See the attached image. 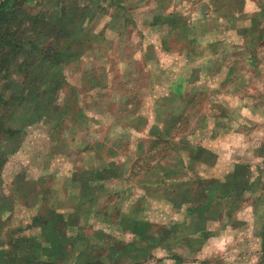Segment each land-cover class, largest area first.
<instances>
[{
	"label": "rangeland",
	"instance_id": "obj_1",
	"mask_svg": "<svg viewBox=\"0 0 264 264\" xmlns=\"http://www.w3.org/2000/svg\"><path fill=\"white\" fill-rule=\"evenodd\" d=\"M172 3L164 15L154 0L8 1L20 46L0 48V264H31V251H76V264H210L203 224L215 202L200 189L212 184L235 189L214 212L242 234L234 252L264 251V145L208 172L213 138L249 133L234 126L246 113L223 105L249 69L258 84L264 75V0L250 16H213L227 0ZM221 141L222 153L245 147Z\"/></svg>",
	"mask_w": 264,
	"mask_h": 264
},
{
	"label": "crops",
	"instance_id": "obj_2",
	"mask_svg": "<svg viewBox=\"0 0 264 264\" xmlns=\"http://www.w3.org/2000/svg\"><path fill=\"white\" fill-rule=\"evenodd\" d=\"M154 1L162 5L160 9H163L161 13H163L164 15L165 14L167 15L175 14L169 11L170 4L171 5L174 4L172 3V0H165L167 4L160 2L161 0L160 1L154 0ZM225 1L226 0H220V3L225 2ZM258 1L259 0H227V3L225 4V6L228 7L227 13H225L222 8H219V9H215L211 11V14L213 16L224 15V14H228L231 16L232 15L240 16L242 8H244L245 15L247 16L248 15L250 16L257 12L261 13V11L259 12V9H258V7H261ZM262 26H263V29L261 31L263 32L264 22ZM262 43H264V40H262ZM242 58L243 59L233 57L231 58L232 62L229 63L228 61V63L229 65H237L241 63L246 64V62L247 64L255 63L254 61L255 58L253 56L252 57L249 56L247 60L245 57H242ZM212 62L214 63V61ZM216 62L214 63L215 65H216ZM220 62H222L221 58H219V61L216 66H218ZM235 67L237 68V66H232V68L229 67L227 71L229 72ZM221 72H215L214 74L210 73L208 74V77L217 78L220 80V78H223L222 75L225 74ZM245 76L250 77L248 79L247 86H245V89H242L241 91H237V90L232 89L233 85L229 86L230 88L227 92V96L229 98L231 97L235 98L234 99L235 102L233 103L234 105H232L231 103V104H227L226 106L224 104L223 106L225 108L228 107L229 108L228 111L232 113L240 111V109L243 110L244 114L246 113V115L242 119L235 122L236 124L234 126L239 127V123H243V129H247L249 133L245 132L244 134H241L239 137H235V140L232 139V137L234 136H229L230 133H228V137L226 139H223L224 137H221L220 139V134H218L215 138H213L214 140H212L211 142V150L213 151L214 156L216 157V162L213 164L214 166L211 168V171H208L211 176L218 177L220 175H223V173H225L223 168H220L219 166H217L220 159L224 161L226 158H233V160L237 162L241 160L249 162L245 159L250 160L253 157L255 158V154L253 152H255L256 150L252 148V145L257 144L260 147L264 145V75L261 76V81L259 84L257 83V81H255V77L251 73L250 69L247 72H245ZM216 102L218 103V105L220 104L218 100H214V104L217 109L218 105H216ZM229 125H230V122H229ZM256 128L260 129V135L257 134ZM253 129H254V133H252ZM220 140H222L221 142L223 143L227 142L230 144H244L245 147L243 148L242 151H245V152L241 151V153L238 154L237 150L234 149L233 151L232 150L227 151V154L222 153L221 151H219ZM260 147L258 149H260ZM179 188L182 189L185 187L184 185H180ZM200 190H202V192L203 190H205L211 193V195L214 198L213 201L215 202L212 205L214 218H211V216L205 215L207 218H209V220H207V222L205 220L206 223L204 222L205 224H203V225H206V230H207V233H205L206 239L208 240L210 239L213 243V246L207 249L208 251H214L213 253L214 257L212 258L213 260L210 264H253L251 261L252 260L251 255L255 257L256 255H258L259 261H262V257H264L262 256L264 254V251H252V253H250L251 251L250 252L247 251L246 254H244L243 251L234 252L236 248H234V243L232 242L235 241L238 237L239 239L242 238L243 237L242 234H238V232L234 229L235 228L234 225L231 226V224L229 223L230 221L227 218L226 212L224 211L222 207L219 206L218 207L219 212L217 213L216 211V213H214L216 210V203L219 204L221 200H223V197H225L226 200L232 199L233 197L230 195H231V192H233L235 189L231 187H226L222 184H212V185H208L206 189L202 188ZM201 196H203V193L201 194ZM183 204H184V207H189L187 203H183ZM194 206L198 207V205H194ZM185 215L188 216V213H185ZM186 216H184L180 222H183V220L187 222ZM255 224H261V221L259 220L258 222V219H257ZM259 236H261V232L258 234V238ZM203 238H204V235H203ZM235 244L237 245L238 243L235 241ZM217 248L222 249L220 250L222 252L219 256L215 255V251H217ZM196 251H205V249L203 248V246H201L200 248H197ZM10 254L11 253H8L7 251L5 253V257L9 258ZM31 254L34 256V259L32 260L31 264H61L59 263L61 259L69 260L70 257L72 261L71 263L67 262V264H76L75 263L76 262V251H31ZM262 263H264V261L261 263L257 262V264H262Z\"/></svg>",
	"mask_w": 264,
	"mask_h": 264
},
{
	"label": "trees",
	"instance_id": "obj_3",
	"mask_svg": "<svg viewBox=\"0 0 264 264\" xmlns=\"http://www.w3.org/2000/svg\"><path fill=\"white\" fill-rule=\"evenodd\" d=\"M8 1L9 0H0V48H7L9 51H11L16 47L19 48L18 46H20V38L18 37L16 31L10 30L8 26L13 13V10H10V8L7 6ZM63 54L64 53L61 51L60 56H63ZM58 60L59 59L53 63H57Z\"/></svg>",
	"mask_w": 264,
	"mask_h": 264
}]
</instances>
